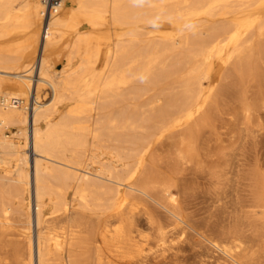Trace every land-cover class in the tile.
<instances>
[{
  "label": "bare ground",
  "instance_id": "6f19581e",
  "mask_svg": "<svg viewBox=\"0 0 264 264\" xmlns=\"http://www.w3.org/2000/svg\"><path fill=\"white\" fill-rule=\"evenodd\" d=\"M44 16L0 0V264H264L259 158L224 160L214 221L184 205L218 98L249 118L264 84V0H63Z\"/></svg>",
  "mask_w": 264,
  "mask_h": 264
},
{
  "label": "rangeland",
  "instance_id": "374dc122",
  "mask_svg": "<svg viewBox=\"0 0 264 264\" xmlns=\"http://www.w3.org/2000/svg\"><path fill=\"white\" fill-rule=\"evenodd\" d=\"M36 79L35 75L34 80ZM250 86V117L243 110L240 98L229 93L221 95L215 105L216 119L204 137L201 164H191L184 172L186 183L191 188L184 205L200 221L215 220L212 216V199L217 186L216 175L224 167L225 159L233 160L241 169L243 164H253L258 158L264 162V84L251 82ZM6 132L12 136L16 130ZM177 152L178 147L174 142L166 140L158 146L156 154L160 161L167 163L176 157ZM240 195L244 196L246 193L240 191ZM4 256L13 257V253Z\"/></svg>",
  "mask_w": 264,
  "mask_h": 264
},
{
  "label": "built area",
  "instance_id": "2783aa9c",
  "mask_svg": "<svg viewBox=\"0 0 264 264\" xmlns=\"http://www.w3.org/2000/svg\"><path fill=\"white\" fill-rule=\"evenodd\" d=\"M62 1L63 0H42L45 7V20L50 19L52 13L57 12L61 8Z\"/></svg>",
  "mask_w": 264,
  "mask_h": 264
}]
</instances>
